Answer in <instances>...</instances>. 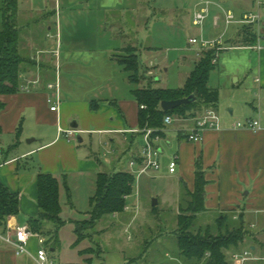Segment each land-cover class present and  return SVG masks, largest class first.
Instances as JSON below:
<instances>
[{
    "label": "crops",
    "instance_id": "1",
    "mask_svg": "<svg viewBox=\"0 0 264 264\" xmlns=\"http://www.w3.org/2000/svg\"><path fill=\"white\" fill-rule=\"evenodd\" d=\"M74 1L18 0L21 49L33 63L24 72L20 89L0 95L4 103L0 110V179L20 195L19 214L10 216L5 226L0 223V264L36 263L33 255L40 246L37 237H33L36 244L28 245L29 253L22 255L16 254L6 237L7 224L29 225L31 217H38L37 177L40 172L51 173L59 179L61 205L63 200L75 204L72 201L74 178L91 179L89 207L84 218L76 220L84 221L91 216L90 197L98 173L125 170L134 176L130 161L140 154L143 145L139 131L141 107L133 90L144 85V81L133 83L130 73L118 62L117 54L131 45L136 47L140 57L143 50L151 53L157 47L137 40L135 29L132 35L122 27L119 30L108 27V19L113 18L118 8L126 9L125 3L131 4V0H78L79 4ZM211 1L231 9L237 17L247 12L260 13L264 35V2L258 5V0ZM220 12L217 5L211 6L208 37L203 32L204 27L200 35L215 39L224 33L222 44L226 48L220 51L217 63L212 62L215 67L209 78V86L219 91V101L213 108L220 115L221 128L206 129L200 142L188 141L182 130L193 128L200 112L166 127L159 142L163 150L161 168L150 173L153 177H178L181 186L174 218L178 224L185 196L195 190L196 163L200 161L207 183L205 210L198 214L196 221H203L208 227L211 221L218 227H246L248 233L244 239L227 250V254L232 250L235 259L241 258L244 252L241 259L245 263L264 259V37L258 35L259 29L253 24L232 23L226 27L220 18L215 25V16ZM247 26H252L257 35L251 45L243 43ZM121 36L124 41H120ZM193 37L198 35L189 38L188 51L193 54L184 55L183 60H194L195 67L202 51L199 44L191 43ZM153 58L155 56L150 57L145 68L148 74L155 75L156 58ZM189 74L176 88L185 84ZM57 82L60 83L59 93L56 86H49ZM58 98V109L52 110L50 99ZM246 119H260L263 128L254 131L235 125ZM67 129L78 132L67 136ZM124 155H127L125 161ZM173 155L179 158L176 171L171 173L169 164ZM106 157H110L112 163ZM136 185L135 180L133 190ZM132 197L133 193L127 197L129 209L108 215L110 218L106 220L110 225L124 226L127 232L138 224L142 194L138 190L130 201ZM44 227L46 232L53 231L54 223L46 221ZM110 230L106 228L104 232L111 234ZM76 239L77 235L73 243ZM57 246L59 243L52 251ZM79 255L86 260V254Z\"/></svg>",
    "mask_w": 264,
    "mask_h": 264
},
{
    "label": "trees",
    "instance_id": "2",
    "mask_svg": "<svg viewBox=\"0 0 264 264\" xmlns=\"http://www.w3.org/2000/svg\"><path fill=\"white\" fill-rule=\"evenodd\" d=\"M257 35L252 26H247L244 31V44H254ZM215 50L209 49L201 52L200 58L195 63L185 84L180 88L156 87L154 80L147 81L148 69H141L140 57L136 47L129 45L122 53L117 54V60L130 73L129 79L135 84H141L133 90L140 107V127H164L166 114L188 117L196 115L210 107H216L219 101V91L209 86L210 73L215 67L212 60ZM33 61L27 57L21 49V32L18 24V0H0V95L16 92L22 86V76L28 65ZM192 97V100L171 110L162 108L163 100ZM4 103L0 100V110ZM135 178L125 170L115 172L101 171L95 181V190L90 197L92 209L90 218L75 222L77 239L74 247L89 236L86 234L88 226L96 225L103 217L117 212H123L128 202L127 195L133 192ZM206 177L202 163H196L195 190L188 191L185 199L187 206H181L178 215V227L175 230L178 256L180 260L161 262L158 264H230L227 259V250L237 246L245 237L244 226L226 227L227 230H219L218 233L196 227L198 214L205 210ZM38 185V217L29 219L32 231L39 232L51 238L45 240V244L53 247L60 241L58 232L65 224L61 217L62 205L60 201L61 184L59 179L51 173L40 172L37 177ZM188 198V199H187ZM184 199V200H185ZM154 206L153 208H155ZM20 212V195L9 189L0 179V223L6 225L10 216ZM46 221L54 223L53 231H45ZM222 227V226H220ZM52 241V242H51ZM93 250L86 248L79 250V254L85 255ZM79 264V263H65ZM124 264H138L136 259H128Z\"/></svg>",
    "mask_w": 264,
    "mask_h": 264
},
{
    "label": "rangeland",
    "instance_id": "3",
    "mask_svg": "<svg viewBox=\"0 0 264 264\" xmlns=\"http://www.w3.org/2000/svg\"><path fill=\"white\" fill-rule=\"evenodd\" d=\"M205 1L207 0H131V4L130 2L125 3L128 5L124 7L126 9L118 8L114 12L115 15H112L113 18L108 19L107 22L109 23L107 24L109 28L115 30L122 27L132 35H134L135 29L137 40H144L145 45L156 46L155 52L150 53L143 50V53H140L141 69L143 71L146 65H149L150 57L155 56L156 59L153 58L156 62L155 75L149 73L151 76L148 74L150 78L147 81L153 79L156 87L176 88L183 84L184 78L194 67V60L184 62L183 56L193 54V52L188 51L190 37L198 35L199 39L202 38L200 35L201 27L193 24V13L197 9L196 4ZM76 2L79 4L78 0L74 1V3ZM209 22L210 19L208 18L203 26V32H206L205 36L207 37V31L210 29ZM120 41H124L122 36ZM147 81H144V84ZM180 117L181 120L187 118ZM126 156H123V161H125ZM106 159L112 163L110 157H106ZM24 161L25 159L21 163ZM73 180H76V184L72 188V201L75 204L73 206L68 200L62 201L64 202L62 204V219L65 224L59 230V246L55 251H52L50 243L45 244L50 257L57 264L66 262L124 264L128 259H136L138 264H158L180 260L175 233L178 224L174 219L177 212L175 208L176 196L181 186L177 176L153 177L151 173H145L137 182L138 190L142 194L138 210L141 216L138 224L126 232L124 226L110 225L109 220H106L110 216L103 217L96 225L87 227L86 234L89 236L84 239L79 247L77 246L78 248L73 246L74 238H76L74 225L77 219L84 218L83 216L89 207L92 181L87 177L74 178ZM136 189L135 187L130 201L136 197ZM154 198L158 199L155 208H153ZM182 206H187L186 199ZM68 219H72V222H69ZM210 225L211 231L214 233H218L220 229L227 230L226 227H218L212 221ZM196 227L206 229L208 225L197 220ZM106 228L111 229L110 232L113 236L104 232ZM244 230L247 235L246 227ZM49 239L51 240L50 237ZM32 244H36V239L33 237L29 241V247ZM85 247L93 250L86 253V260L84 261L83 257L79 255L78 249ZM242 253L241 258L245 256L244 252ZM231 258L234 260V264H237L238 261L241 262L240 264H264V259L259 258L252 261L247 260L244 263L241 258H234L232 250L227 254V259L230 264H233ZM246 259L247 257L244 260ZM181 263L187 264L185 261ZM26 264L36 263L26 262Z\"/></svg>",
    "mask_w": 264,
    "mask_h": 264
},
{
    "label": "built area",
    "instance_id": "4",
    "mask_svg": "<svg viewBox=\"0 0 264 264\" xmlns=\"http://www.w3.org/2000/svg\"><path fill=\"white\" fill-rule=\"evenodd\" d=\"M264 0H258V5L262 4ZM199 8H197L193 13V23L201 28H203L207 18L211 12V6L217 5L220 8V14L215 16L214 24L218 25V21L220 18H223L225 22V26L229 27L232 23H238L241 25H257L258 27V35L263 36L262 34V18L260 13L258 12H247L237 17L236 14L231 9H226L222 5L207 0L205 2H201L198 4ZM224 37V33L215 39H208L202 36L201 39L198 37H193L190 39L191 43L199 44L201 47V51L214 49L215 56L212 60L214 64L217 63L219 53L222 49L226 48L222 44V38ZM58 51V50H57ZM50 87H57V92L59 93L60 83L50 84ZM52 102L51 109H58L59 98L57 100L50 99ZM145 108L144 105L141 106ZM181 120V117H176L175 115L166 114L164 117V128H153V127H143L140 128L143 145L141 147L140 154L137 157H133L130 161V165L133 168V174L136 182H138L140 176L145 173H150L153 171H158L161 168V155L163 150L159 144L162 139L163 132L165 127L172 126L176 121ZM193 128L183 129V136L191 142H200L203 139V133L206 129H220L221 128V118L218 111L213 108H207L204 111L198 113L194 119ZM237 127H246L252 129L254 131H259L263 128V124L260 119H246L245 121H239L235 124ZM62 129L60 128V131ZM67 136H73L78 132L76 129H67L65 130ZM2 153V148L0 147V154ZM178 155H173L172 160L169 164V170L171 173H174L178 166ZM137 187V185H136ZM138 194V190L136 192ZM128 197V195L126 196ZM125 209H129V206L126 205ZM7 229L9 231L6 241L13 245L15 252L17 255H22L29 253L28 245L29 241L32 237H37L39 240V248L37 249L35 255H33L36 264H57L53 258L50 257L48 253V249L45 246V238L40 234L31 230L28 224L24 225H15L7 224ZM248 254V252H246ZM236 257H240L236 255Z\"/></svg>",
    "mask_w": 264,
    "mask_h": 264
},
{
    "label": "water",
    "instance_id": "5",
    "mask_svg": "<svg viewBox=\"0 0 264 264\" xmlns=\"http://www.w3.org/2000/svg\"><path fill=\"white\" fill-rule=\"evenodd\" d=\"M192 100V97H185L180 99H172V100H163L161 105L164 110H171L178 106H181L183 104H187ZM33 139H29V141H32ZM158 199H153V205H157Z\"/></svg>",
    "mask_w": 264,
    "mask_h": 264
}]
</instances>
